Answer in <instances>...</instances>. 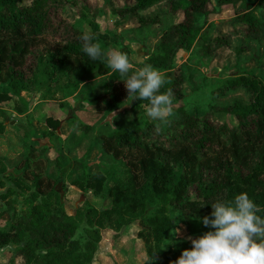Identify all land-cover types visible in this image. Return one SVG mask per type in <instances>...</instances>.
I'll return each mask as SVG.
<instances>
[{"label":"trees","instance_id":"16d2710c","mask_svg":"<svg viewBox=\"0 0 264 264\" xmlns=\"http://www.w3.org/2000/svg\"><path fill=\"white\" fill-rule=\"evenodd\" d=\"M60 1L0 0V82L7 83L10 90L0 91V100L19 95L37 81L45 84L62 79L66 86L76 87L89 77L105 75L101 81L103 90L94 94L92 101L97 113H110L127 99L123 80L136 68L121 76L108 67L106 56L92 60L83 51L80 36L90 32L99 43L107 36L98 33L95 21L84 15L82 9L86 4L80 6L79 17L87 20L89 31L60 13ZM66 1L78 7V0ZM160 1L130 0L128 5L113 12L121 16L135 15L140 23L148 24L157 18L142 16L139 11ZM209 2L170 0L171 8L181 9L182 16L162 30L155 51L146 59L148 64L164 70L166 82L160 91L171 90L176 100L184 96L185 76L175 68L174 57L180 49H189L200 39L197 16L211 12L207 7ZM258 6L264 8V0H258ZM236 20L240 23L236 30L244 37L253 39L264 35V13L247 9L238 12ZM199 45L209 55L217 46H229V36L203 37ZM101 49L107 52L102 45ZM246 50L245 44L234 48L235 64ZM30 55L34 61L31 67L27 66L28 72L24 67ZM220 84L217 94L242 91L246 95L220 107L212 105L230 119L217 122L207 110L180 106L168 123L147 119L101 135L108 167L90 173L87 164L81 163L84 176L76 183L84 190L99 192L109 180L107 206L96 207L85 202V206L76 207L74 214L67 213L55 189L56 177L26 171L29 161L25 157L22 172L9 173L12 185L0 192V199L7 204L0 215L8 212L11 219L8 229H0V246L16 244V254L23 256L25 264H95L93 257L103 229L121 230L138 223L142 226L140 231L147 230L151 235L154 248H159L163 238L179 222L188 227L210 228L202 223V218L210 216L211 204L232 201L241 192H246L261 208L258 215L264 218V145L250 166L237 164L229 156L232 149L264 142V63L258 73L234 71ZM141 102L150 104L147 100L133 101L134 104ZM48 123L56 126L51 117ZM4 129L5 123L0 121V134ZM57 165H61L59 161ZM26 190L29 206L23 214H18L12 195ZM82 221L92 229V235L80 250L73 237Z\"/></svg>","mask_w":264,"mask_h":264},{"label":"rangeland","instance_id":"374dc122","mask_svg":"<svg viewBox=\"0 0 264 264\" xmlns=\"http://www.w3.org/2000/svg\"><path fill=\"white\" fill-rule=\"evenodd\" d=\"M31 0H23L30 2ZM78 7L68 1L58 2L60 13L86 31L90 30L87 20L79 17V8L84 15L95 21L98 33L107 36L101 45L108 51L118 48L127 53L134 68L143 67L147 57L155 51L162 30L177 22L182 10H173L170 0H161L155 5L139 11L142 16L157 18L155 22L140 23L132 14L121 16L113 12L115 8L128 5L130 0H78ZM210 0L207 16L198 15L197 23L201 27L199 38H212L216 34L229 36V46H217L209 55L201 50L199 41L189 49H180L174 57V66L185 76L184 96L181 100L173 99L174 113L184 106L189 110H207L211 117L222 122L230 119L224 112L216 111L212 105L223 106L236 97H245L242 91L225 95L217 94V87L222 80L235 72H260L264 63V35L249 39L238 32L240 24L236 20L238 12L253 9L256 14L264 13L258 6V0H239L234 3L218 4ZM245 44L247 50L242 52L236 62L234 48ZM42 46H40L41 48ZM125 48V51L122 50ZM204 49V48H203ZM34 61L30 55L24 69ZM143 62V63H142ZM148 64V63H147ZM237 66V69L233 68ZM31 67V66H30ZM155 68V67H154ZM162 73L164 70L156 68ZM233 69V70H231ZM105 75H95L80 82L76 87H68L62 79L49 83L37 81L29 84L27 90L20 91L10 99L0 100V121L5 129L0 134V192L12 185L8 174L22 172L23 161L28 157L29 168L41 174L50 173L56 177L55 189L59 200L69 214H74L76 207L85 206V202L96 207L107 206L110 197L107 188L109 180L99 192L84 190L76 183L84 176L81 163L87 164L90 173L108 167V157L101 147V135L131 122H143L151 119L146 114L149 103L134 104L129 96L112 112L116 118L110 119L111 113H97L92 98L102 92L101 81ZM0 91H9L7 83L0 82ZM51 117L56 126L48 123ZM113 124L115 127H113ZM263 143L251 142L240 149H232L231 160L243 166H250L263 148ZM60 162V166L57 165ZM4 168V171H1ZM28 191H17L14 197L18 214H23L29 206ZM7 204L0 199V210ZM11 219L8 212L0 215V229H8ZM141 225L132 223L121 230L106 228L102 230V239L94 254L95 264H172L184 249H191L192 243L184 237L198 238L211 228L190 227L183 222L175 228L180 233L173 236L172 230L163 238L159 248H154L151 235L142 230ZM92 235V229L82 221L74 234L77 248L84 249L85 241ZM16 244L0 246V264H25L24 258L16 254Z\"/></svg>","mask_w":264,"mask_h":264},{"label":"clouds","instance_id":"9594fccd","mask_svg":"<svg viewBox=\"0 0 264 264\" xmlns=\"http://www.w3.org/2000/svg\"><path fill=\"white\" fill-rule=\"evenodd\" d=\"M80 39L83 51L92 60L106 56L108 67L121 76L128 75L133 69L127 53L118 48L102 52L92 33L84 32ZM123 81L128 97L150 102L146 108L149 118L168 123L174 115V105L171 90L160 91L166 82L164 73L144 63ZM115 118L116 113L112 112L110 119ZM211 206L210 216L205 215L202 223L214 230L198 238L184 237L191 241L192 248L184 249L172 264H264V218L258 215L261 208L246 192L237 194L232 201H217ZM172 233L173 236L179 234L180 228H173Z\"/></svg>","mask_w":264,"mask_h":264},{"label":"crops","instance_id":"0c3cea01","mask_svg":"<svg viewBox=\"0 0 264 264\" xmlns=\"http://www.w3.org/2000/svg\"><path fill=\"white\" fill-rule=\"evenodd\" d=\"M102 239V238H101Z\"/></svg>","mask_w":264,"mask_h":264}]
</instances>
